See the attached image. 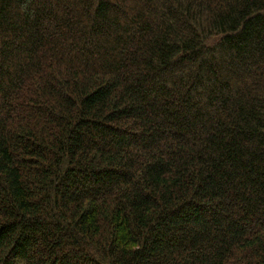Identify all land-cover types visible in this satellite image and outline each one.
I'll use <instances>...</instances> for the list:
<instances>
[{"label":"trees","instance_id":"1","mask_svg":"<svg viewBox=\"0 0 264 264\" xmlns=\"http://www.w3.org/2000/svg\"><path fill=\"white\" fill-rule=\"evenodd\" d=\"M0 264H264V0H0Z\"/></svg>","mask_w":264,"mask_h":264}]
</instances>
